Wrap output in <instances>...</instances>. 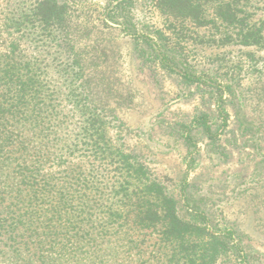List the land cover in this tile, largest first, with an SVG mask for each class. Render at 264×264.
Segmentation results:
<instances>
[{
    "label": "rangeland",
    "instance_id": "1",
    "mask_svg": "<svg viewBox=\"0 0 264 264\" xmlns=\"http://www.w3.org/2000/svg\"><path fill=\"white\" fill-rule=\"evenodd\" d=\"M65 1L82 23L72 36L94 62L87 73L96 87L82 100L108 128L114 154L101 160L107 181L119 177L116 151L132 152L176 196L180 218L205 231L190 238L192 246L213 235L227 246L213 264H264V0H200L199 20L185 8L170 12L160 0ZM221 4L234 12L233 25L219 16ZM135 33L152 36L175 71L140 58L146 44ZM185 74L201 85L186 83ZM67 91L64 116L74 105ZM221 97L229 119L219 145L193 127L194 145L185 146L177 125L204 111L215 114L218 128ZM81 119L79 112L70 118L76 125H66L67 140L83 133ZM123 228L126 235L110 238L108 264H186L194 254L168 241L162 226L140 230L130 221Z\"/></svg>",
    "mask_w": 264,
    "mask_h": 264
},
{
    "label": "trees",
    "instance_id": "2",
    "mask_svg": "<svg viewBox=\"0 0 264 264\" xmlns=\"http://www.w3.org/2000/svg\"><path fill=\"white\" fill-rule=\"evenodd\" d=\"M160 2L172 13L185 8L201 19L200 0ZM76 13L65 0H0V264H108L110 238L126 235L130 221L140 230L162 226L168 241L193 251L186 264H194L195 255L200 264L215 263L227 246L214 235L192 246L190 238L205 231L180 218L176 196L137 155L116 151V182L101 173V160L108 163L114 152L105 121L83 102L96 84L87 73L94 62L85 60L84 44L72 36L82 25ZM218 13L229 25L237 20L230 5L221 4ZM139 38L146 44L140 58L175 71L152 36ZM183 78L201 85L200 78ZM66 91L74 105L64 116ZM225 103L222 97L216 102L218 128L215 114L204 111L177 125L185 146L194 145L193 127L218 144L229 119ZM78 112L83 133L67 140L66 125L75 128L70 118Z\"/></svg>",
    "mask_w": 264,
    "mask_h": 264
},
{
    "label": "water",
    "instance_id": "3",
    "mask_svg": "<svg viewBox=\"0 0 264 264\" xmlns=\"http://www.w3.org/2000/svg\"><path fill=\"white\" fill-rule=\"evenodd\" d=\"M121 1H124V0H120V2H121Z\"/></svg>",
    "mask_w": 264,
    "mask_h": 264
}]
</instances>
